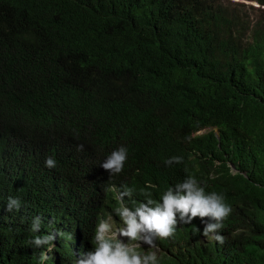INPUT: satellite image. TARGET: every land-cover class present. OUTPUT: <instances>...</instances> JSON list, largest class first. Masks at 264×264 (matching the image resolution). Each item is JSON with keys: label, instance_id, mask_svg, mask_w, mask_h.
Listing matches in <instances>:
<instances>
[{"label": "trees", "instance_id": "obj_1", "mask_svg": "<svg viewBox=\"0 0 264 264\" xmlns=\"http://www.w3.org/2000/svg\"><path fill=\"white\" fill-rule=\"evenodd\" d=\"M13 138L41 143L56 167L0 173V264H41L33 238L86 229L114 191L174 188L195 150L223 169L206 193L232 207L225 242L203 238L210 221L196 217L159 241L157 264H264V11L253 21L221 0H0V148ZM121 146L112 175L101 165ZM47 257L72 263L66 243Z\"/></svg>", "mask_w": 264, "mask_h": 264}, {"label": "clouds", "instance_id": "obj_2", "mask_svg": "<svg viewBox=\"0 0 264 264\" xmlns=\"http://www.w3.org/2000/svg\"><path fill=\"white\" fill-rule=\"evenodd\" d=\"M34 81L29 78L27 85L31 86ZM211 129L219 137L216 128H206L200 133ZM82 148L80 145L78 150ZM126 159L127 149L121 146L107 157L101 167L116 175L122 172ZM181 160V157H172L165 163L171 166ZM226 165L232 175L240 173L231 161ZM39 166L56 167L53 158L43 156L41 143L13 138L9 146L0 148V173L5 181ZM183 166L187 178L174 188L161 192L158 197L151 198V193L144 189L133 197L134 189L123 188L122 193L114 191L104 205L84 218L86 229H81V221L77 222L74 232L65 234L60 243L57 241L59 234L52 230L45 231L43 236H35L31 244L37 248L46 247L45 253L40 255L41 264L48 259V252L63 243L69 246L71 264H157L159 241L174 236L177 229L196 217L210 221L205 222L203 238L211 240L214 237L223 244L225 238L222 235L226 234V222L232 207L222 193H206V188L222 175L221 164L218 166L217 160L195 150L185 158ZM114 198L117 202L112 204ZM20 207L19 199L8 198L7 211L19 210ZM40 227V217H35L32 231L39 232Z\"/></svg>", "mask_w": 264, "mask_h": 264}, {"label": "rangeland", "instance_id": "obj_3", "mask_svg": "<svg viewBox=\"0 0 264 264\" xmlns=\"http://www.w3.org/2000/svg\"><path fill=\"white\" fill-rule=\"evenodd\" d=\"M223 4H239L250 14V18L254 21L258 16L262 15L264 7L255 0H221Z\"/></svg>", "mask_w": 264, "mask_h": 264}]
</instances>
